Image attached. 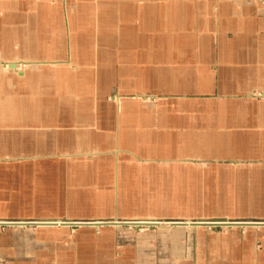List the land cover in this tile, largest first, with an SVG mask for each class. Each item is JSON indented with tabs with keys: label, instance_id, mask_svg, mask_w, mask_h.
Here are the masks:
<instances>
[{
	"label": "crops",
	"instance_id": "0c3cea01",
	"mask_svg": "<svg viewBox=\"0 0 264 264\" xmlns=\"http://www.w3.org/2000/svg\"><path fill=\"white\" fill-rule=\"evenodd\" d=\"M35 3L0 0V264H264L196 224L264 223V0Z\"/></svg>",
	"mask_w": 264,
	"mask_h": 264
},
{
	"label": "rangeland",
	"instance_id": "374dc122",
	"mask_svg": "<svg viewBox=\"0 0 264 264\" xmlns=\"http://www.w3.org/2000/svg\"><path fill=\"white\" fill-rule=\"evenodd\" d=\"M34 1L36 2L35 5H34V7L37 6L36 4L38 2L39 3L41 2V0L40 1L34 0ZM35 9H36V12H37L38 7H36ZM23 37H26V30L25 29H23ZM25 46H27V44ZM27 62H29V61H27ZM0 64H1L0 65V69H1V66L4 65V63L2 61H0ZM58 222H63V221H58ZM121 222H123V221H121ZM126 222H134V223L147 222V223H151V224H150L149 227H145L144 229H141V230H139L137 232L135 231V229L129 227L127 224H123V226H119V228H117V229H119L117 231L123 232L122 235H126L128 232H130V233H137L139 235H144V234L149 233L151 231L150 228H156L155 226H153V223L152 222H155V223H164V222L156 221V220H151V221L132 220V221H126ZM51 223H56V221H53ZM64 223H66V222H64ZM67 223H71V222H67ZM72 223L75 224L74 222H72ZM76 223H80V222H76ZM81 223H89V222H81ZM90 223H96V222H90ZM209 223L217 224V225L211 226V228H213V227H215V228H217V227H219V228H225V227L228 228V227H230V226H228L226 224H234V225H238L239 224L238 226L243 225V224H264V223H260V222H255V223H241V222L240 223H228V222H222V221L206 222V223L198 222L196 224L197 225H206V224H209ZM102 228H112V227L104 226ZM102 228H100V229H102ZM90 230H92L95 233H99V230H94V229H90ZM119 241L122 242V243H127L126 240L124 241L123 239L122 240H118V242Z\"/></svg>",
	"mask_w": 264,
	"mask_h": 264
},
{
	"label": "bare ground",
	"instance_id": "6f19581e",
	"mask_svg": "<svg viewBox=\"0 0 264 264\" xmlns=\"http://www.w3.org/2000/svg\"><path fill=\"white\" fill-rule=\"evenodd\" d=\"M9 1V0H8ZM18 0H16V2H17ZM25 1V0H24ZM19 6H20V4H19ZM16 8V7H15ZM22 9H25V8H22ZM21 9V10H22ZM35 10V9H34ZM23 11H25V10H23ZM24 22H25V20H24ZM28 33V32H27ZM27 37V36H26ZM30 38V37H29ZM26 45V44H25ZM29 53V52H28ZM27 62V61H26ZM1 65V64H0ZM31 66V65H30ZM6 67H8V66H6ZM15 66H14V64H10L9 65V69H13ZM20 68V67H19ZM25 69V68H24ZM9 71V70H8ZM12 71V70H11ZM14 72V71H13ZM149 225V223H147V222H142V223H137V224H132L131 223V225H130V227L131 228H133L134 226L136 227V228H138L139 230H141V229H143V228H145V227H147ZM114 227V226H113ZM217 228H219V227H217ZM138 230V231H139Z\"/></svg>",
	"mask_w": 264,
	"mask_h": 264
}]
</instances>
